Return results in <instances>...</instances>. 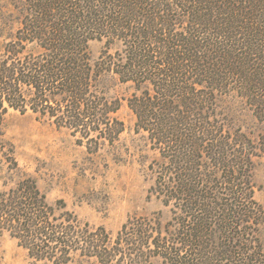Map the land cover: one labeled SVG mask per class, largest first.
I'll return each mask as SVG.
<instances>
[{
    "label": "trees",
    "instance_id": "obj_1",
    "mask_svg": "<svg viewBox=\"0 0 264 264\" xmlns=\"http://www.w3.org/2000/svg\"><path fill=\"white\" fill-rule=\"evenodd\" d=\"M20 14L0 44V235L51 264H264V134L232 128L223 105L240 99L264 122V0H23ZM107 72L133 88L134 130L159 156L149 192L170 210L115 232L51 203L3 129L10 112H32L90 152L115 146L125 127Z\"/></svg>",
    "mask_w": 264,
    "mask_h": 264
},
{
    "label": "rangeland",
    "instance_id": "obj_2",
    "mask_svg": "<svg viewBox=\"0 0 264 264\" xmlns=\"http://www.w3.org/2000/svg\"><path fill=\"white\" fill-rule=\"evenodd\" d=\"M23 0H0V44L19 25ZM102 42H90L94 58ZM108 95L121 100L117 116L124 122L118 143L110 148L90 152L79 145L65 128H58L35 114L10 112L3 123L14 155L22 169L34 176L48 200L63 199L69 210L92 226L103 225L111 232L134 214H149L161 210L164 219L170 210L149 192L155 173L150 163L158 153L150 147L146 134L134 130L135 115L126 98L133 90L129 83L118 80L115 74L103 75ZM223 105L229 115V125L241 129L253 140L264 134V122L259 121L240 99L226 98ZM255 198L264 206V153L253 157ZM7 164L0 156V189L7 178ZM15 179V177H14ZM8 184L12 180H7ZM0 264H51L32 259L8 234L0 235ZM72 264H100L90 258Z\"/></svg>",
    "mask_w": 264,
    "mask_h": 264
}]
</instances>
